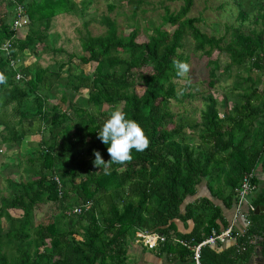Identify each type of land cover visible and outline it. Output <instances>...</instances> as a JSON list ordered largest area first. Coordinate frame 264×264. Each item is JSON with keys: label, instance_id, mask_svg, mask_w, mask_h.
<instances>
[{"label": "trees", "instance_id": "1", "mask_svg": "<svg viewBox=\"0 0 264 264\" xmlns=\"http://www.w3.org/2000/svg\"><path fill=\"white\" fill-rule=\"evenodd\" d=\"M94 1L0 0V73L6 77L0 84V165L10 163L1 160L8 145L21 147L14 166L22 168L19 180L7 175L6 186L0 187V264H124L127 244L138 230L166 234V250L177 248L172 242L177 236L198 243L213 230L222 231L219 221L225 224L221 207L211 198L187 203L198 186L206 181L213 197L229 208L238 199L236 188L244 175L259 166L264 171L260 79L239 74L248 84L236 83L234 99L204 94L199 119L180 116L176 121L172 109L173 100L194 94L186 92L192 77L181 84L173 67V60H189L181 51L188 38L196 52L208 57L205 68L213 87L223 68L220 58L212 57L215 51L229 58L223 70L248 64L264 74V28L227 24L223 35H210L198 24L201 18L189 16L194 0H186L179 10H168L161 23L146 28L152 32L142 40L139 27L126 35L116 19L101 15L106 30L93 35L86 28L79 37L83 51L69 61L67 76L64 62L39 63L44 52L62 51L50 43L55 17L85 15ZM123 1L136 15L142 0H108L109 10ZM254 1L252 7L263 11L264 0ZM19 4L31 20L23 38L13 26ZM259 17L264 12L255 21ZM27 55L36 62L26 64ZM90 63L96 65L87 72ZM137 85L144 87L142 92ZM55 89L61 91L56 103ZM119 105L127 118L141 124L150 144L143 152L133 149L131 162L113 164L105 175L93 165V152L99 150L106 162L111 159L98 134ZM2 177L0 171V182ZM252 197L255 208L264 206V187ZM177 218L194 220V229L181 233ZM250 218L252 225L237 237L238 246L220 251V243L206 245L202 264H245L255 250L253 237H264V212L252 210ZM178 247L184 250L181 257L193 255L192 249Z\"/></svg>", "mask_w": 264, "mask_h": 264}, {"label": "rangeland", "instance_id": "2", "mask_svg": "<svg viewBox=\"0 0 264 264\" xmlns=\"http://www.w3.org/2000/svg\"><path fill=\"white\" fill-rule=\"evenodd\" d=\"M116 1L117 0H112ZM254 0H194V4L191 8L189 16L199 17L201 21L198 23L200 27L208 34H213L221 36L226 32V25H239L244 30H249L252 28L263 29L264 28V18L259 17L258 13H263L264 10L256 5L250 4ZM186 0L178 1H167V0H142L141 7L136 11V15L133 14V8L131 5L123 1L122 5L117 6L113 10H109L108 0H95L94 4L90 6L89 11L85 15L75 14H60L54 19L53 26L50 29L51 45L57 49L61 50L46 51L42 54L39 63L43 66L55 65L56 62H64L63 75L67 76V69L70 66V60L74 59L78 54L82 53V46L79 37L85 33V30H89L93 35L102 34L106 30V26L100 23L101 15H110L113 19H116L118 26L124 34L130 33L131 29L139 27L140 34L138 39L142 40L145 38V34L151 33L152 30L146 31V28H150L156 24L162 22V16L169 11H177L185 4ZM118 3V2H117ZM254 5V4H253ZM240 11H245L247 15L242 17ZM88 21V25H86ZM87 28V29H86ZM28 30L22 28L18 31L17 35L20 38L25 37ZM230 35V34H229ZM43 46V45H42ZM42 46L40 48L42 49ZM54 50V49H53ZM188 55L189 60L185 61L190 65V71L185 76L182 77L179 82L183 85L188 83L187 78L192 77L191 84L186 92H192L193 95L181 96L182 102L176 100L172 101V109L177 114L176 121L180 116H189L200 118L201 108L204 106V94L212 93L215 97L221 101L223 98L229 96L230 99H234L233 91L236 89V83L241 80L243 85L248 83L239 77L251 76L253 79L261 80L260 86L264 87V74L262 70L250 69V66H242L240 68L234 66L229 70H223L229 58L226 55H219L215 51L212 55L213 58L219 57L221 60L222 69L218 70V77L215 81V85L210 87L208 81L210 79L209 70L206 67V61L208 57L200 51H195L194 40L188 38L186 40L185 47L181 49ZM74 61V60H73ZM36 62V59L32 55H27L25 58L26 64H31ZM95 63H90L85 66L86 71H92L95 67ZM201 71L203 74H201ZM58 87V86H56ZM180 87V86H179ZM137 90L139 92L143 91L142 85H137ZM235 88V89H234ZM239 90H242L241 88ZM235 91H238L236 89ZM56 98L52 102L56 103L61 96V91L55 89ZM84 94V93H83ZM87 94V93H85ZM84 94V95H85ZM233 102V101H232ZM230 102V103H232ZM109 106L105 105L103 109H108ZM121 108V105H119ZM220 110L224 111V106L219 105ZM171 125L170 127H173ZM27 139V138H26ZM30 140V139H29ZM28 140L24 142V147L28 148ZM21 150V147L9 149L8 145L4 146L2 153V164L7 163L6 166L1 167L0 171L3 172L2 181L0 182V187L6 186V176L12 177L19 180L22 173V168L16 167L17 161H15L16 154ZM25 164L22 163V167ZM15 167V168H14ZM14 191L18 190V187H13ZM8 193V191H5ZM13 210V209H12ZM48 209L45 208V211ZM14 211V210H13ZM17 214V212H14ZM19 213V212H18ZM46 212L40 214L39 216L45 217Z\"/></svg>", "mask_w": 264, "mask_h": 264}, {"label": "crops", "instance_id": "3", "mask_svg": "<svg viewBox=\"0 0 264 264\" xmlns=\"http://www.w3.org/2000/svg\"><path fill=\"white\" fill-rule=\"evenodd\" d=\"M255 177L257 176L258 182L257 184V189L253 193L252 196L255 195V193H259L261 189L264 187V171L261 166H259L255 170ZM250 197L249 202L251 203L252 200ZM201 197H209L211 198L215 204L219 205L222 209V214L225 220V224L219 221L220 224V229L223 230L230 225H232L236 231H238L240 234L237 236H242L249 227L252 225V220H251V225L247 226L244 222V219L240 218L239 216L237 217V212L235 209V205L231 207H226L224 203L221 200H217V198H214L210 189L206 185V181H204L202 184H200L197 188V192L195 195L190 196L187 200L188 202H192L196 199H199ZM261 211V213H263ZM175 222L177 224V228L181 233H190L194 227H195V222L192 219H188L183 221L182 219H175ZM180 237V236H177ZM236 238H231L228 239L225 242H218L220 243V248L217 247L218 250L222 251L227 249L228 247H236L238 246V240ZM263 240V237H256L254 236L253 239L251 240V243L255 245V250L253 251L252 255L249 257L247 262L245 264H264L262 260H259L256 255V251L262 250L263 251V246L261 245V241ZM173 242V241H172ZM174 243V242H173ZM175 247L177 246L176 249L172 250H166L165 243H160L155 249H149L146 245H144L142 242L136 241V239H132L128 242L127 244V256L124 264H195L194 260L192 258V255H187L181 257L180 252L184 251L181 250L180 247L175 243ZM259 244L260 247L256 248V245ZM182 246V245H180ZM202 264V262H201Z\"/></svg>", "mask_w": 264, "mask_h": 264}, {"label": "clouds", "instance_id": "4", "mask_svg": "<svg viewBox=\"0 0 264 264\" xmlns=\"http://www.w3.org/2000/svg\"><path fill=\"white\" fill-rule=\"evenodd\" d=\"M173 67L178 77H185L190 71V65L185 61L173 60ZM4 83H6V77L0 73V84ZM98 138L108 145L107 151L111 159L106 162L101 152L94 150L93 165L102 169L105 175L111 174L110 169L113 164L123 165L131 162L133 149L143 152L150 144L141 124L135 119L127 118V114L119 106L114 108L103 123Z\"/></svg>", "mask_w": 264, "mask_h": 264}, {"label": "built area", "instance_id": "5", "mask_svg": "<svg viewBox=\"0 0 264 264\" xmlns=\"http://www.w3.org/2000/svg\"><path fill=\"white\" fill-rule=\"evenodd\" d=\"M30 17L26 12L23 5L19 4L16 8V16L13 21V26L15 29L25 28L30 23ZM255 171L246 173L241 181L239 187L236 188L238 193V199L235 203V209L237 212V217L244 219L247 226L251 225L250 211L255 210L252 203L249 202L250 197L257 189V184L255 183ZM77 212H81L80 208L76 209ZM240 233L235 230V228L230 225L229 227L223 229L221 232L213 230L211 235L203 239L198 243H193V240L183 238V237H173L172 241L174 243L180 244L184 247L193 250L192 258L195 264H201V250L206 245H214L218 242H225L228 239L236 238ZM136 241L142 242L149 249H155L160 243H164L168 240L166 234L157 231H146L138 230L136 232Z\"/></svg>", "mask_w": 264, "mask_h": 264}, {"label": "water", "instance_id": "6", "mask_svg": "<svg viewBox=\"0 0 264 264\" xmlns=\"http://www.w3.org/2000/svg\"><path fill=\"white\" fill-rule=\"evenodd\" d=\"M263 210H264V206H257V207L255 208V213H256V214H259V213H261V211H263ZM255 253H256L257 257H260V258H263V259H264V253H263L262 250H258V251H256Z\"/></svg>", "mask_w": 264, "mask_h": 264}, {"label": "flooded vegetation", "instance_id": "7", "mask_svg": "<svg viewBox=\"0 0 264 264\" xmlns=\"http://www.w3.org/2000/svg\"><path fill=\"white\" fill-rule=\"evenodd\" d=\"M256 237H259V236H256ZM260 237H263V236H260ZM261 245L264 247V237H263V240L261 241ZM260 247L259 244L256 245V248ZM263 253H264V248H263ZM259 260H262V262H264V259L263 258H258Z\"/></svg>", "mask_w": 264, "mask_h": 264}]
</instances>
